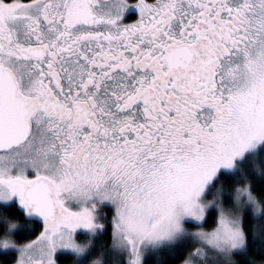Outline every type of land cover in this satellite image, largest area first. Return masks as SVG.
<instances>
[{
  "label": "snow or ice",
  "instance_id": "6c2138e0",
  "mask_svg": "<svg viewBox=\"0 0 264 264\" xmlns=\"http://www.w3.org/2000/svg\"><path fill=\"white\" fill-rule=\"evenodd\" d=\"M0 264H264V0H0Z\"/></svg>",
  "mask_w": 264,
  "mask_h": 264
}]
</instances>
